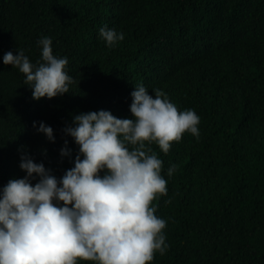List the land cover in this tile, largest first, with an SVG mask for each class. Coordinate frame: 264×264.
<instances>
[{"label": "trees", "instance_id": "trees-1", "mask_svg": "<svg viewBox=\"0 0 264 264\" xmlns=\"http://www.w3.org/2000/svg\"><path fill=\"white\" fill-rule=\"evenodd\" d=\"M102 26L124 39L107 47ZM44 35L73 80L69 92L37 100L2 57L23 49L36 62ZM137 84L200 117L199 138L185 131L167 153L145 141L162 161L167 193L150 206L168 245L145 264H264V0H0V188L24 175L21 152L61 176L78 151L63 132L72 114L131 117ZM65 140L72 151L61 157Z\"/></svg>", "mask_w": 264, "mask_h": 264}, {"label": "clouds", "instance_id": "clouds-1", "mask_svg": "<svg viewBox=\"0 0 264 264\" xmlns=\"http://www.w3.org/2000/svg\"><path fill=\"white\" fill-rule=\"evenodd\" d=\"M99 37L109 48L124 39L123 32L102 26ZM40 57L33 62L23 49L6 51L5 65L24 74L33 99L69 92L73 77L66 56L53 53L51 37L41 36ZM143 84L130 93L131 117L119 118L110 110L74 113L63 132L78 151L72 166L59 177L43 162L20 153L24 175L10 178L0 188V264H76L77 258L96 264H145L154 251L167 249L164 218L150 206L157 193L166 194L162 161L149 143L167 153L171 141L183 132L199 138V115L179 110L167 94ZM33 127L54 141L44 121ZM67 140L59 150L70 156ZM175 164L166 169L170 177ZM33 181H35L33 183ZM168 201H165L167 203Z\"/></svg>", "mask_w": 264, "mask_h": 264}]
</instances>
